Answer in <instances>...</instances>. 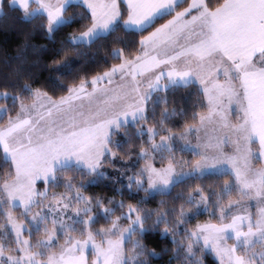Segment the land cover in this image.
Here are the masks:
<instances>
[{
  "label": "snow or ice",
  "instance_id": "snow-or-ice-1",
  "mask_svg": "<svg viewBox=\"0 0 264 264\" xmlns=\"http://www.w3.org/2000/svg\"><path fill=\"white\" fill-rule=\"evenodd\" d=\"M9 2L26 19L39 17L48 39L62 34L67 47L50 70L70 64V53L78 60L79 46L98 37L127 39L92 72L69 82L57 74L58 91L23 79L15 89L0 85V264H135L129 239L149 232L195 264L206 255L256 264L255 247H264V0ZM177 86L192 92L187 109L169 108ZM129 125L140 163L126 187L143 195L105 202L86 192L83 177L122 156L113 137ZM217 170L223 175L203 182ZM182 177L198 179L171 208L149 204V193ZM148 254L160 255L147 249L145 264Z\"/></svg>",
  "mask_w": 264,
  "mask_h": 264
},
{
  "label": "trees",
  "instance_id": "trees-1",
  "mask_svg": "<svg viewBox=\"0 0 264 264\" xmlns=\"http://www.w3.org/2000/svg\"><path fill=\"white\" fill-rule=\"evenodd\" d=\"M41 22L39 17L26 19L16 4L10 3L9 0H3L0 6V85H7L15 89L21 85L23 79L50 91H58L61 89V84L55 79L57 74L65 82H69L81 74L90 73L102 64L107 63L106 57L114 43L122 44L127 39L119 31L107 37H98L91 47L79 46L78 60L71 59L73 54L70 53V64L65 63L58 69L50 70L48 67L49 62L54 58H58L67 45L61 43L62 34H57L54 39H48L40 30ZM25 43L27 47L20 53V59H17L18 51ZM159 100V95L154 94L153 105L156 109L157 118L160 108ZM0 102L5 103L3 100H0ZM191 102L192 92L190 90L186 91L182 86H177L168 95L169 108L175 106L179 110L183 106L187 109ZM7 103L9 106L11 105L10 100ZM125 135L128 137L127 140H125ZM113 141L115 149L122 153V156H118L115 160L106 159L100 172H96L91 177H83L87 180L86 192L93 197L99 196L105 202L108 197H115L117 202L121 197L125 198L126 202H135L143 194L129 192L124 177L121 176L120 172L115 173V171L117 168L121 167L120 169H122L124 167L119 166V161L133 162L137 160L135 158L136 145L138 144L136 130L129 125L121 132H116ZM129 145L132 146L131 154L133 157L130 161L127 160ZM139 163L138 161V166ZM5 166V161L0 156V176L3 175ZM218 175H223V173H205L203 182L209 183L214 176ZM72 176L76 181L82 178L77 171H72ZM197 179V177L182 178L164 192H151L149 193L148 202L150 205L155 206L157 201L164 200L167 202L165 207L171 208L174 199L178 202L182 194L188 192V185H194ZM117 189L121 191L117 192ZM113 207L115 208L116 204H113ZM207 218L205 217V219ZM2 236L3 233H0V237ZM137 243H142L144 248L136 247L133 251V246ZM147 249H155L160 253L159 256L155 257L148 254L146 257L147 264H195L194 257H186L183 247L176 246L173 250L170 238L167 236L162 237L159 232L146 233L143 238L139 236L131 237L127 244L126 254L136 257L135 264H145V256L141 253L146 252ZM204 259L206 264H216L215 258L211 255H206Z\"/></svg>",
  "mask_w": 264,
  "mask_h": 264
},
{
  "label": "rangeland",
  "instance_id": "rangeland-1",
  "mask_svg": "<svg viewBox=\"0 0 264 264\" xmlns=\"http://www.w3.org/2000/svg\"><path fill=\"white\" fill-rule=\"evenodd\" d=\"M0 6H1V4H0ZM189 159H191V158H189ZM137 162H138V160H134L133 162L119 161V166L122 165L124 167H122V169H120L121 167L117 168L115 173H117V172L119 173L120 172L121 176H123L124 180L127 182V178L129 176H131L137 170V168L139 167ZM100 171H101V169L99 171H97V172H100ZM103 172H106V171H103ZM216 173H221V172L219 170H217ZM168 189H163V188L158 187L152 193H154V192H164V191H166ZM253 259L256 261V264H261V261L264 260V247H260V246H256L255 247V253H254Z\"/></svg>",
  "mask_w": 264,
  "mask_h": 264
}]
</instances>
